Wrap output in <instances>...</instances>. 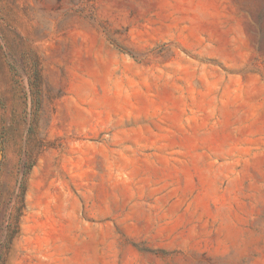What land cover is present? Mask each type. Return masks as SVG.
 Listing matches in <instances>:
<instances>
[{"label": "rangeland", "instance_id": "374dc122", "mask_svg": "<svg viewBox=\"0 0 264 264\" xmlns=\"http://www.w3.org/2000/svg\"><path fill=\"white\" fill-rule=\"evenodd\" d=\"M0 264H264V0H0Z\"/></svg>", "mask_w": 264, "mask_h": 264}]
</instances>
